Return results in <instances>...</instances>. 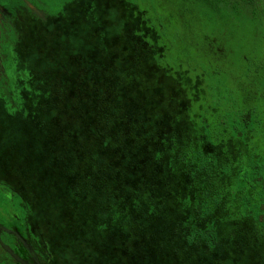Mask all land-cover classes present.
<instances>
[{
  "label": "rangeland",
  "instance_id": "obj_1",
  "mask_svg": "<svg viewBox=\"0 0 264 264\" xmlns=\"http://www.w3.org/2000/svg\"><path fill=\"white\" fill-rule=\"evenodd\" d=\"M102 31L111 32L110 47L123 57L117 61L116 78L122 74L132 81L138 91L137 107L153 127L183 144L162 159L164 169L153 179L161 197L156 223L177 226L204 190L224 189L221 195L226 199L232 198L230 190L251 197L253 169L256 178L264 176L259 134L264 128V0H74L64 13L37 27L34 46L29 39L23 50L20 67L34 76L25 93L27 115L6 116L0 104V162H9L15 187L32 193L35 219L45 227L53 251L63 257L58 264H90L93 254L83 243L97 245L99 234L91 225L106 213L97 196L75 201L59 183L52 184L51 173L58 175L56 163H43L47 135L53 130L51 124H42L43 114H52L50 97L44 94H50L57 70L68 69L60 78L63 82L76 77H70L73 64L87 63L84 59ZM83 162L77 163L78 169ZM189 168L197 174L191 175ZM68 169L66 177L73 174V165ZM246 170L242 191L239 177ZM226 202L217 204L208 216L220 234L214 253L218 260L209 264H232L234 258L264 264V226L249 216L230 215L241 205L234 201L228 211ZM129 226L126 223L129 233L115 240L133 247L135 253L122 249L110 255V264H170L183 259L182 249L180 256L172 247L166 255L163 249L150 252L147 237L134 233L136 228L129 231ZM117 243L111 241V246L117 248Z\"/></svg>",
  "mask_w": 264,
  "mask_h": 264
},
{
  "label": "trees",
  "instance_id": "obj_2",
  "mask_svg": "<svg viewBox=\"0 0 264 264\" xmlns=\"http://www.w3.org/2000/svg\"><path fill=\"white\" fill-rule=\"evenodd\" d=\"M111 37L110 31L99 33V41L94 42L87 59H84L87 63L78 67L73 64L70 77H76L72 80L61 81L66 70H57L54 76L57 81L54 80L49 89L52 114H43L46 121L42 123L44 127L48 123L53 128L47 135L49 145L43 154V163L48 166L56 163L54 170L57 168L58 175L51 173L52 184L57 186L59 183L60 189L68 190L75 201L93 200L97 196V202L104 206L106 214L91 225L99 234V242L97 245L95 242L83 243L84 248L93 254L90 264H110V255L120 253L122 249L128 254L135 253L133 247L115 240L120 234L129 233L125 231L128 222L129 231L136 228L138 231L134 233L147 237V243L152 245L150 252L163 249L166 255L172 252L167 250L166 253L171 247L177 248L179 256L180 249L185 252L181 254V262L173 260L170 264H209L213 258L218 260L214 253L220 247V234L215 221L208 218L214 207L227 201L230 211L234 201L240 202V210L233 208L230 215L249 216L264 226L261 219L264 218V209H259L264 205V192L258 197H242L230 190L232 198L226 199L221 195L226 192L224 189L211 193L204 190L193 211L177 226L171 228L156 223L161 197L155 193L158 188L153 179H157L155 174L164 169L162 159L183 144L153 127L152 120L137 107L138 91L132 81L126 77L123 79L122 74L116 78L117 61L121 63L123 57L110 47ZM157 45L154 42L153 46ZM44 140L41 138L42 143ZM143 145H147L145 150L141 148ZM79 161H84V165L79 164L82 166L78 169ZM72 165L73 174L66 177ZM169 165L172 167V163ZM189 172L197 174L190 168ZM123 218L128 222L122 223ZM161 234H164L162 239ZM107 237L116 241L118 247L111 246V241H104ZM150 244H146L148 248ZM244 263L248 264L236 258L232 261V264Z\"/></svg>",
  "mask_w": 264,
  "mask_h": 264
},
{
  "label": "flooded vegetation",
  "instance_id": "obj_3",
  "mask_svg": "<svg viewBox=\"0 0 264 264\" xmlns=\"http://www.w3.org/2000/svg\"><path fill=\"white\" fill-rule=\"evenodd\" d=\"M72 2L0 0V104L6 116L27 115L25 93L32 88L34 76L27 68L20 67V61L27 43L31 40L34 46L36 42L35 29L64 13ZM44 95L50 97L47 92ZM259 134L264 158V128ZM0 163L3 169L0 168V264H58V259L63 257L53 251L45 227L35 219L32 193L15 187L17 181L10 172L9 162ZM253 170L249 186L253 190L251 196L258 197L264 192V176L256 178L257 170ZM247 175L246 170L239 177L242 191ZM242 195L249 196L244 191ZM259 209L263 210L264 205Z\"/></svg>",
  "mask_w": 264,
  "mask_h": 264
}]
</instances>
